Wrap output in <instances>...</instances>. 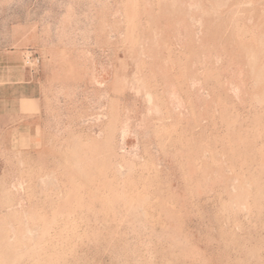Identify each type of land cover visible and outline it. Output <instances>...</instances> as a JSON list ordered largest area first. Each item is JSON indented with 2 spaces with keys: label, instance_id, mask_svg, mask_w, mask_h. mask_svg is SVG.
<instances>
[{
  "label": "rangeland",
  "instance_id": "1",
  "mask_svg": "<svg viewBox=\"0 0 264 264\" xmlns=\"http://www.w3.org/2000/svg\"><path fill=\"white\" fill-rule=\"evenodd\" d=\"M0 264H264V0H0Z\"/></svg>",
  "mask_w": 264,
  "mask_h": 264
}]
</instances>
